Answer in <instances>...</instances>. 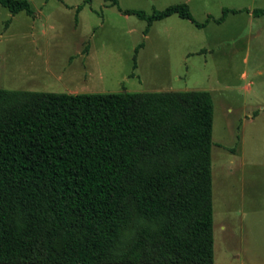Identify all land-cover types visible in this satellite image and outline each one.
Masks as SVG:
<instances>
[{
    "label": "trees",
    "instance_id": "1",
    "mask_svg": "<svg viewBox=\"0 0 264 264\" xmlns=\"http://www.w3.org/2000/svg\"><path fill=\"white\" fill-rule=\"evenodd\" d=\"M103 1L147 28L240 12L199 23L185 3L147 14ZM0 7L35 16L27 0ZM212 128L208 91L0 88V264H214Z\"/></svg>",
    "mask_w": 264,
    "mask_h": 264
},
{
    "label": "rangeland",
    "instance_id": "2",
    "mask_svg": "<svg viewBox=\"0 0 264 264\" xmlns=\"http://www.w3.org/2000/svg\"><path fill=\"white\" fill-rule=\"evenodd\" d=\"M27 1L34 18L0 7V88L210 92L213 262L264 264V17L249 23L241 13L198 29L173 15L147 28L103 0ZM116 1L123 10L147 14L184 3ZM221 1L242 6L248 0ZM217 2L191 0V15L199 23L207 13L218 18ZM255 5L264 8V0ZM203 48L212 51L195 53Z\"/></svg>",
    "mask_w": 264,
    "mask_h": 264
},
{
    "label": "crops",
    "instance_id": "3",
    "mask_svg": "<svg viewBox=\"0 0 264 264\" xmlns=\"http://www.w3.org/2000/svg\"><path fill=\"white\" fill-rule=\"evenodd\" d=\"M218 1H220V2H217L218 3V5L220 6V11L222 12V10L223 9H231V10H239L240 12L239 13H236V14H241V13H244L245 15H247V17L249 18V23H252V21L255 19V18H261V17H255V16H253V14H252V11L254 10V9H262V8H256L255 6V4H257L260 0H248L247 1V3H245V4H242V6H225L226 5V3H222V1L221 0H218ZM184 3L185 4H187L188 5V7H189V9H190V4H191V0H184ZM191 10V9H190ZM204 11V10H203ZM205 11H212L211 9H205ZM236 14H233V13H229V14H227V16H226V18H225V20H227L228 18H229V16L230 15H236ZM207 16H211L212 18H214L210 13H207L206 14V17ZM205 17V18H206ZM220 17V16H219ZM262 17H264V16H262ZM214 19H217V17L216 18H214ZM225 20H224V22H225ZM209 23H214V22H209ZM214 24H216V23H214ZM217 25V24H216ZM206 51H208V52H211L212 51V49H205V48H203V49H201V50H199V51H197V52H195V53H197V54H202L203 52H206ZM235 253L237 254H235L234 255V257H237V258H240L241 256L239 255V253H241L240 252V250H239V248H237V249H235ZM214 264H217V263H214Z\"/></svg>",
    "mask_w": 264,
    "mask_h": 264
}]
</instances>
